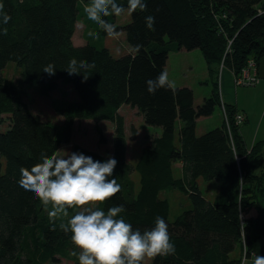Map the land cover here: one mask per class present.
<instances>
[{"label":"trees","instance_id":"obj_1","mask_svg":"<svg viewBox=\"0 0 264 264\" xmlns=\"http://www.w3.org/2000/svg\"><path fill=\"white\" fill-rule=\"evenodd\" d=\"M89 2L0 0L11 17L7 24L0 23V125L8 124L0 132V264L54 263L57 256L66 257L72 250L71 233L59 228L61 220L55 221L52 230L40 201L20 187L18 180L21 167L30 169L43 156L56 155L61 146L71 144L75 122L87 120L94 122L100 144H106V138L98 123L108 121L113 126L109 155L73 146L75 152L94 161L110 157L117 161L110 178H116L121 190L99 207L107 211L123 205L121 215L141 232L151 229L157 216L168 225L175 254L157 256L148 264H240V255L230 256L237 246L249 259L253 245L264 239L259 190L264 178V139L248 149L240 134L245 116L236 124L237 110L227 103V122L223 117L220 126L201 135L195 130L198 119L209 117L221 106V65L238 74L248 60L258 66L264 56L263 0H144L146 10L129 14L126 25H115L117 15L104 18L115 25L116 32L125 33L131 48L118 58L88 39L81 46L73 44L81 18L85 29L99 37L107 35L87 19L84 8ZM116 2L127 9V0ZM147 16L155 18L151 30L146 27ZM192 50L201 53L212 86L201 104H194L193 92L185 86L161 88L154 94L147 91L146 81L165 71L170 52ZM72 58L95 62L87 80L64 71ZM8 62L20 70L15 84L5 83L2 75ZM49 63L56 68L51 76L42 71ZM59 82L72 85L77 99L55 107L63 119L58 127L31 112L24 88L38 87L40 95L46 96ZM123 105L136 109L146 125L161 130L159 135L146 136L147 145L134 165L126 160L125 120L119 113ZM130 128L135 138L137 130ZM176 163L183 165L179 178L173 175ZM133 172L139 176L137 191ZM199 178L218 182L212 201L203 197ZM170 189L183 193L190 202L189 209L173 220L168 218V200L159 196ZM76 210H70V215Z\"/></svg>","mask_w":264,"mask_h":264},{"label":"clouds","instance_id":"obj_2","mask_svg":"<svg viewBox=\"0 0 264 264\" xmlns=\"http://www.w3.org/2000/svg\"><path fill=\"white\" fill-rule=\"evenodd\" d=\"M3 9L4 5L0 3V23L7 24L11 17ZM137 9L146 10L144 0H127V9L116 0H90L84 13L107 35L115 36V25L104 18L121 15L125 10L132 14ZM154 19L153 16L145 17L146 27L150 30ZM3 34H6V29ZM87 34L93 39L99 38L97 32L90 30ZM93 69L95 62L72 58L64 71L87 80ZM55 70L51 63L42 69L50 76L55 74ZM146 85L150 94L170 87L168 73L162 71L155 79L147 80ZM116 164L117 161L111 157L100 162L75 152L63 156L45 155L30 169L20 168L18 184L40 201L50 218L52 230H55V221L59 219V228L65 234L71 233V243L79 249V264H142L146 258L174 255L176 248L163 218L157 216L154 226L141 232L134 230L121 215L125 212L123 205L110 207L107 211L99 207L121 190L116 178H110ZM70 210L76 211L70 215ZM72 255H77V252L73 251ZM253 256L252 264H264V256L255 253ZM242 264H248L247 254Z\"/></svg>","mask_w":264,"mask_h":264},{"label":"rangeland","instance_id":"obj_3","mask_svg":"<svg viewBox=\"0 0 264 264\" xmlns=\"http://www.w3.org/2000/svg\"><path fill=\"white\" fill-rule=\"evenodd\" d=\"M129 21L130 16L128 12L125 11L121 15L116 16L115 25L123 26L129 23ZM85 28V23L81 18V22L76 24L75 32L72 37L74 45L81 46L87 43L85 39H88L87 41H90L89 43L97 47L106 45L110 54L115 58L124 56L131 52V48L125 40V33L123 31L117 32V35L115 36L106 35L99 37L96 42L94 40H90V37L87 34L90 30ZM180 52H186L185 54L189 52L190 55L188 56H193V58L191 57L192 59L189 61V65L184 67V62L187 63L186 59H183L180 54H175L176 52L170 53L166 68L169 82L174 88L184 86L190 88L193 92L194 104L199 105L202 103L203 98L210 95L212 90L211 82L207 75L206 63L198 50ZM19 72L20 70L16 67L15 63H6L4 69L2 70L5 83L15 84L18 80ZM219 81L221 83L219 89H221L223 93V100L225 103H236L237 111L240 114L247 116V122L240 126V134L243 136L245 143L248 146H251V142L253 140L256 139V141H259L260 139H264V81L259 80L260 82L258 81V83L253 86H236L233 84L231 73L224 68ZM76 99L77 95L72 85L62 82L58 83V87L55 91H52L46 96L40 95L38 87L28 86L24 88V100L28 104L31 112L38 115L42 120L48 121L58 127L62 125L63 119L57 114L55 107ZM133 110L131 107L123 105L121 114L124 116L125 120V134L127 141L126 160L128 163L134 165L137 162L141 150L147 145L146 136L148 134L156 135L155 132L160 130V128L146 125L142 117L139 116L138 113H135L136 109L134 111ZM220 125L221 110L220 107L216 106L209 117L200 118V121L197 123L196 133L197 135H201ZM98 126L101 128L103 135H105L106 144H100L98 142L99 137L95 130L93 121H76L74 124L71 144L61 146L56 155L63 156L65 153H74V145H80L104 156L109 155L113 141V127L108 121H101L98 123ZM131 126H134L137 130L135 138H132ZM7 128L8 124L6 123L0 125V132L6 131ZM262 150L264 151V143L262 144ZM175 175H177V173ZM131 178L134 182L135 190L137 191L139 189L138 173L133 172ZM198 184L204 198L214 199L213 197L217 194L219 187L217 181H205L200 178L198 180ZM260 184L259 190L261 191L262 196V199L260 196V201L263 206L264 178L261 180ZM159 195L160 198L167 199L169 202V220H173L183 210L190 207L188 197L178 190H164L161 191ZM262 233L264 234V222L262 223ZM262 240H258V242L264 245V239ZM73 251H76L77 255H72ZM234 252L237 254L238 249L236 248ZM78 255L79 249H75L74 246H72V250L66 253V257L57 256V262L53 263L51 261H47L44 264H76V262H78ZM150 260L151 259L146 258L142 264H148Z\"/></svg>","mask_w":264,"mask_h":264},{"label":"crops","instance_id":"obj_4","mask_svg":"<svg viewBox=\"0 0 264 264\" xmlns=\"http://www.w3.org/2000/svg\"><path fill=\"white\" fill-rule=\"evenodd\" d=\"M105 47H107L106 45H104ZM170 53H173V52H170ZM169 53V54H170ZM186 52H176L175 54H180V55H182V57H183V59H186V62L187 63H185L184 62V67H186V66H188L189 65V61L193 58V56H191V57H189L188 55H190L189 54V52L187 53V54H185ZM193 53H194V51H193ZM168 58H169V55H168ZM167 61H168V59H167ZM166 68H167V62H166V66H165V72H166ZM225 69V68H224ZM225 70H227V71H229L230 73H231V77H232V72L230 71V70H228V69H225ZM221 73H222V71H221ZM255 74H256V76L258 77V79L261 81V80H263L264 81V56L260 59V61H259V64H258V66H256V69H255ZM221 76V75H220ZM259 81V82H260ZM169 84H170V86L172 87L173 85L169 82ZM218 85H219V88H220V85H221V83H220V81L218 80ZM220 91V95H221V98H222V102L225 104V101L223 100V93H222V91H221V89H219ZM227 104H229V103H227ZM232 105H234L235 106V108H236V110H237V104L235 103V104H233L232 103ZM122 107L123 106H121L120 107V109H119V113L121 114V109H122ZM132 109V108H131ZM133 110V109H132ZM135 110V109H134ZM133 110V111H134ZM220 110H221V107H220ZM135 113H137V111L135 110ZM237 113H239L238 111H237ZM245 114V113H244ZM139 117V116H138ZM222 119H223V114H222V111H221V121H222ZM200 121V119H198L197 120V122H196V127H197V123ZM245 122H247V116H245ZM112 125V124H111ZM113 127V126H112ZM196 131V130H195ZM155 134L156 135H159L160 134V130H157L156 132H155ZM197 134V133H196ZM243 137V136H242ZM264 138V137H263ZM260 140H262V139H260ZM259 140V141H260ZM255 142H257L256 141V139L255 140H253L252 142H251V144L253 145ZM246 144V143H245ZM252 145L251 146H248L247 144H246V147L248 148V149H250L251 147H252ZM126 154H127V150H126ZM182 167H183V165L181 164V163H176V164H174L173 166H172V168H173V175H174V177L175 178H179V177H182V175H183V169H182ZM177 173V175H175ZM200 179V178H199ZM198 179V180H199ZM198 180H197V183H198ZM199 185V184H198ZM160 196V195H159ZM216 196V194L214 195V197ZM213 197V198H214ZM207 200H209V201H212L213 199H207ZM187 209H189V207H187ZM187 209H185V210H187ZM169 210H170V207H169ZM243 247H244V245H243ZM261 247H262V244L261 243H259L258 241L253 245V247H252V254H251V257L248 259V264H252V261H253V258H254V256H253V254L255 253V254H257V255H260L261 256ZM236 248L238 249V253L237 254H235V250H236ZM235 248V250L230 254V256L232 257V258H237V257H239V255L241 256V263L240 264H242V261H243V259H244V256H243V250L241 249L240 250V248H239V246H237Z\"/></svg>","mask_w":264,"mask_h":264},{"label":"built area","instance_id":"obj_5","mask_svg":"<svg viewBox=\"0 0 264 264\" xmlns=\"http://www.w3.org/2000/svg\"><path fill=\"white\" fill-rule=\"evenodd\" d=\"M255 69H256L255 62L252 59L248 60L247 66L244 67L241 70V72H239L238 74H235L232 72L233 84L236 86H253V85L257 84L259 79L255 74ZM222 70H223V67L221 65L220 75H221ZM220 75H219V78H220ZM219 96H220L221 111H222V114H223L225 121L227 122L225 106H224V103L222 102L220 92H219ZM234 118H235L236 124H241L244 121V116L242 114H239V113H237ZM242 221H243V218H241V223H243Z\"/></svg>","mask_w":264,"mask_h":264}]
</instances>
